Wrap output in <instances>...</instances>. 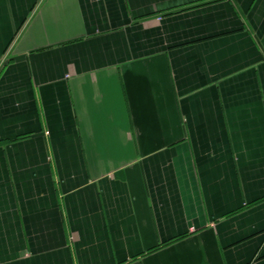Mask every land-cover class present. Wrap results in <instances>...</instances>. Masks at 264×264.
Instances as JSON below:
<instances>
[{"label":"crops","instance_id":"1","mask_svg":"<svg viewBox=\"0 0 264 264\" xmlns=\"http://www.w3.org/2000/svg\"><path fill=\"white\" fill-rule=\"evenodd\" d=\"M0 264H264V0H0Z\"/></svg>","mask_w":264,"mask_h":264}]
</instances>
